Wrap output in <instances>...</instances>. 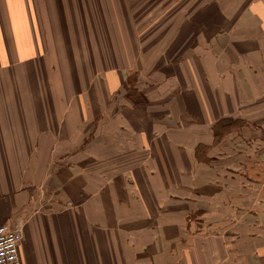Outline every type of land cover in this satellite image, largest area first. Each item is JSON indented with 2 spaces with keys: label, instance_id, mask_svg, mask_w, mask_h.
<instances>
[{
  "label": "crops",
  "instance_id": "obj_1",
  "mask_svg": "<svg viewBox=\"0 0 264 264\" xmlns=\"http://www.w3.org/2000/svg\"><path fill=\"white\" fill-rule=\"evenodd\" d=\"M69 42L86 55L105 46V73L101 56L77 57ZM78 58L98 64L91 76L107 93L87 135L82 103L68 117L63 82L80 79ZM147 146L186 160L182 202L177 179L171 202L146 200L142 164H125ZM261 175L264 0H0V224L22 229V264H131V250L162 264L171 252L159 256V241L171 251L184 241L177 254L203 264H264ZM147 222L158 224L154 262L142 256L146 228L127 232Z\"/></svg>",
  "mask_w": 264,
  "mask_h": 264
},
{
  "label": "rangeland",
  "instance_id": "obj_2",
  "mask_svg": "<svg viewBox=\"0 0 264 264\" xmlns=\"http://www.w3.org/2000/svg\"><path fill=\"white\" fill-rule=\"evenodd\" d=\"M133 11H134V14L138 13V11H136V9H133ZM134 14H132V15H134ZM150 21H153V19ZM142 39H143L142 36L139 33H137V36L134 38H131L130 41H133V43L135 44L134 45L135 52H133V55L136 56L137 58L140 57V58L144 59V58H146L147 53H145L146 48H145V44H144ZM69 43H71V46H68L67 49L71 50L73 53L76 52L77 57H80V56H78V55H80L79 52L83 53L82 55H84L85 58L87 56V60H89V58H91V54H93V53H94V56L95 55L98 57L101 56L103 63L99 64V65H101L103 68H102V73H100V74L105 73L106 66H108V64L106 63L107 61L104 60V57H103V56H105V51H106L105 46L101 47V48L98 47L97 49L91 48V51H93V52L90 55H86L87 53L84 50L85 47L82 48V46H79V45L75 46L74 43H72V42H69ZM87 50H90V48H87ZM99 54H101V55H99ZM77 60H78V64H75V67H74V62H72L70 65L67 64V66H68V69L70 70L69 75H71L73 70L75 69V70H77V73L80 76V79H73V77H67L63 82H65L64 85L67 89L66 98H68V105H69L68 106V109H69L68 117H70L72 114V107H70V106L73 104H76L73 102H79L80 105L82 103V105H84V107H83L84 108V116H86L85 120H83V132H84V135H87L90 133V130H92V128H93V124H92L91 120L97 114L96 111L93 110L92 105L97 106V104H98V106H100V104H102V103H107V100H106V94L107 93H105V83H100V82H104V81L97 79V78L96 79L92 78V76H91V68L92 67L94 68V66H96L98 64L95 63L94 60L87 62L86 59H83L84 63H82V64H81L80 58H78ZM73 67H74V69H73ZM92 71H94V70H92ZM90 77L92 79H90ZM134 80L135 79L129 80V81H134ZM141 81H142V85H143L144 81H146V83L149 82V80H146V79H142ZM99 83H100V85H99ZM138 85L139 84H137L136 88H138ZM95 87H96V91H93L92 88H95ZM132 87H133V84H132ZM74 91H75V93L73 95H71V92H74ZM101 94H102V96H101ZM54 97L57 100V95H55ZM103 105H105V104H103ZM127 131H129V130L127 129ZM157 144H158V148H162V150L165 149V146H166L165 142L163 144L161 142L160 143L157 142ZM170 144L171 143L169 142L168 145H170ZM83 145H84V152L88 151L89 145L87 144L88 147H86L87 145H85V143ZM146 148H147V153L144 154L145 156H142L140 158L131 157L130 159H127V164H125V166L128 167V166H130L131 163L135 164L138 160L142 164V166L140 168L143 171L137 169L140 172L138 180L139 181L142 180L144 182V184H146L148 186L147 187L148 190L143 191L145 194L147 193V196H146L147 199L146 200L149 203V202H151V200H154L155 195H157V197L160 195V196H162V199L164 201H167L165 199L169 198L168 201L171 202V199L176 198V197H168L167 194L170 191H175L172 186L176 185V183L178 182V185H177L178 190L176 192H178V194H179L178 197H180L179 200H180V202H182L181 198L186 197L188 194L187 188L188 187H189V189L193 188V187H190L191 183L189 182V180L191 182L194 180V178H193L194 174L192 173L191 170H189L185 166L186 160L183 159V157H176V156L173 157L172 154H170L171 156L169 155L166 157L163 156L161 158H158L157 155H155L157 153L156 150H155L156 152H154V149H152V148L149 149L148 146ZM159 151H160V149H159ZM161 153L162 152H159L160 156L162 155ZM164 153H165V151L163 152V154ZM132 154H135V152H133ZM166 154H169V153H166ZM225 161H226V159L223 158L221 160V162L219 161L218 164H217V162H215V166H213V167L214 168L216 167L217 171L219 172L222 169V166H224V167L227 166ZM90 162H91V159H87L85 164L87 165V163H90ZM180 167H184V169L182 171H180L179 174H176L173 169H178ZM144 171H146V173H144ZM131 176L133 177V180H134L135 175L134 176L131 175ZM263 177H264V175H261L260 177H255V178H257V180H259L260 183H262V182H264ZM176 179L178 181L175 183ZM155 183H156V186H154V187L150 186V185H154ZM151 188H154L155 190L151 191L150 190ZM119 193H121V191ZM263 193H264V191H263ZM262 197H264V196H262ZM142 198H144V196ZM142 198H141V196L139 197V199H142ZM148 205H150V204H147L146 206H148ZM134 208L139 209L138 204ZM136 218H138V217H136ZM136 224L130 225V227H127V229L130 228L127 230V232L128 231L129 232L130 231L139 232L140 230H143L144 228H146V230H144L146 235H147L145 244L148 245V247L146 249L145 255H142V256L146 257L148 262H154V259L156 257L158 258V256H153V251H154V253L158 252V250L156 249V246H157L156 243L158 242V238L156 240L155 236L153 234H151L152 231H150L149 229H151V228L154 229V228L158 227V224L155 222L154 223L153 222H147L145 224L142 223L141 225H139V227L141 226L140 228L139 227L136 228L137 227ZM258 226L260 228H264V224H259ZM124 232H126V231H124ZM137 241L141 242L142 239H140V237H139V239ZM253 243H254V241L249 240L248 243L247 242L245 243V246L246 247H252ZM158 244L160 245L161 252H162V254H160V252L157 253V254H160L159 256L164 257L163 255H166L165 252L166 253L171 252V254L169 255L170 260L166 261L163 259L162 264H203V262L201 260L202 255L194 254L195 251L184 250L183 253L180 254V256H179V254H177L179 252V251H177L178 246H180V248L182 247L183 249L185 248V246H187V244L184 241L180 242V244H177V245H175V243H174V246H172L173 251H171L167 247V245L166 246L162 245V243H160V241L158 242ZM203 245H204V243L202 241L200 242V244L196 243V246H198V247H202ZM209 253H211V251ZM132 254H133V252L131 250L130 256L133 257L134 259H132V262L130 261V263L131 264H139V262H138L139 260L135 257V255H132ZM196 257H197V259H195ZM210 258L211 257L208 255L206 257V262L204 264L209 262Z\"/></svg>",
  "mask_w": 264,
  "mask_h": 264
},
{
  "label": "built area",
  "instance_id": "obj_3",
  "mask_svg": "<svg viewBox=\"0 0 264 264\" xmlns=\"http://www.w3.org/2000/svg\"><path fill=\"white\" fill-rule=\"evenodd\" d=\"M22 235L21 228L0 224V264H22L18 249Z\"/></svg>",
  "mask_w": 264,
  "mask_h": 264
}]
</instances>
